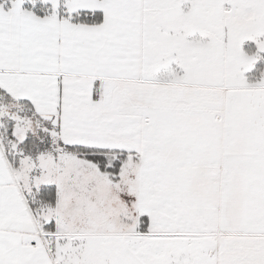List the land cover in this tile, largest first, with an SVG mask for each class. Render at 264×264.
Segmentation results:
<instances>
[{
    "label": "snow or ice",
    "instance_id": "obj_1",
    "mask_svg": "<svg viewBox=\"0 0 264 264\" xmlns=\"http://www.w3.org/2000/svg\"><path fill=\"white\" fill-rule=\"evenodd\" d=\"M0 264H264V0H0Z\"/></svg>",
    "mask_w": 264,
    "mask_h": 264
}]
</instances>
